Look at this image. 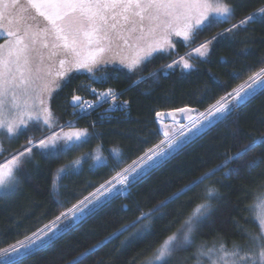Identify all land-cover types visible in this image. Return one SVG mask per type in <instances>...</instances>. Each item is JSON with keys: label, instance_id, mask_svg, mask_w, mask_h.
<instances>
[{"label": "snow or ice", "instance_id": "1", "mask_svg": "<svg viewBox=\"0 0 264 264\" xmlns=\"http://www.w3.org/2000/svg\"><path fill=\"white\" fill-rule=\"evenodd\" d=\"M245 6L246 0H0V38L4 39L0 43V156L9 152L3 140H18L28 132L41 133L39 136L29 135L25 144L0 161V199L16 193L22 177H25V165L32 161L35 151L45 159L57 160L79 151L91 142L94 135H102L93 134L87 128L74 127L73 120L59 123L51 107L54 94L71 85L73 74L87 75L91 82H106L107 76L97 73H102L110 65L136 70L156 54L170 55L175 52L177 39L190 46L196 43L205 29L229 23L230 27L163 65L166 69L179 66L182 70H191L194 67L189 62L192 55L208 58L212 43L218 37L246 29L251 23L264 22V4H261L238 23H231L238 10H243ZM154 74L150 72L149 76ZM87 88L98 99L95 102L86 101L73 90L67 103L75 115H88L98 104L109 100L113 107L108 110H116L114 106L117 104L120 107L129 105L126 100L118 101L121 93L112 88L99 91L91 83ZM258 90H264V67L248 76L231 92L220 96L204 111L185 106L174 109L172 113L156 112L158 119L165 115L172 117L171 126L163 125V139L124 167H120L125 163L122 150L119 147L110 148L109 156L114 158L110 178L99 183L94 191L71 207L59 212L42 229L0 248V264H21L24 258L52 246L62 234L75 231L116 199H132L134 190L142 187L157 169L165 166L188 144L221 122L230 119L235 122L237 109ZM193 112L197 114L193 116ZM174 113L183 114L182 118L187 123L177 127L179 122ZM258 146L264 147V135L253 136L248 144L229 154L231 148L237 147L233 143L220 153L224 157L220 163L201 172L147 211L135 202V211L139 215L73 256L67 264H84L106 241L118 239L130 228L135 231L121 241L122 247L137 241L147 243L144 250L124 264H137L144 251L150 254L139 264H187L191 257L195 258V264H204L205 260L208 264H264V192L258 194L260 202L256 207L259 211L252 221L258 222V232H251L239 221H233L236 230L247 236L246 245L233 242L229 247L222 238L213 239L211 244L208 241L196 244L205 226L214 223L211 219L214 209L210 201L219 197L218 190L205 185V181L213 183L212 177L222 169H227L223 173L225 177L239 173L242 166H246L251 174V170L261 163L260 158L253 157L244 165L239 162ZM89 158L93 161L90 171L108 166L102 144H97L89 152H81L79 157L55 170L52 191L58 193L60 181L64 177L78 175ZM234 163L237 166L229 168ZM259 175L264 176V173ZM199 185H205L203 191H194ZM259 186L264 188V181ZM245 191L251 192L247 188ZM181 197L186 199L181 201ZM177 202L193 204L194 207L191 210L179 207L173 213L169 210L170 206ZM56 203L62 206L59 200ZM121 209L133 210L130 205H122ZM193 245L196 249L191 257L177 255ZM94 264H105V261L97 259ZM107 264L115 262L110 260Z\"/></svg>", "mask_w": 264, "mask_h": 264}, {"label": "trees", "instance_id": "2", "mask_svg": "<svg viewBox=\"0 0 264 264\" xmlns=\"http://www.w3.org/2000/svg\"><path fill=\"white\" fill-rule=\"evenodd\" d=\"M261 4H264V0H246V6L243 10H238L231 23H238ZM230 26L229 23H222L207 28L196 43L186 46L181 41L172 54L154 56L136 70L127 72L120 67L102 70L99 74L106 75L107 81L98 83L96 87L112 88L115 92L121 93L120 96L130 104V109L124 112L114 115L103 113L102 109L106 106L103 104L88 115H75L67 103L73 90L90 102L97 101L98 97L88 91L87 84L90 80L87 75L74 74L71 85L56 94L52 109H55L59 123L64 124L73 120L74 127L87 128L93 134L102 135H94L90 143L61 159H45L38 151L34 152L32 161L25 165V177H22L16 193L0 199V248L23 240L25 236L42 229L59 212L65 211L83 196L94 191L99 183L109 179L110 169L114 166V158L109 156L108 152L110 148L119 147L122 150L125 163L120 167H124L163 139L162 122L158 121L156 112L185 106L204 111L220 96L231 92L248 76L264 67V22L251 23L246 29L218 37L212 43L208 58H197L195 54L192 55L189 62L194 67L191 70L185 71L179 66L172 69L163 67L173 59L190 52L191 48L200 42L210 39ZM2 39L0 38V41ZM150 72L155 74L149 76ZM141 77L144 79L141 80ZM237 112L235 122L230 119L219 123L174 155L165 166L157 169L142 187L134 190L132 199L125 197L116 199L109 207L100 210L94 218H89L75 231L62 234L52 246L36 251L24 258L21 264H67L73 256L103 240L122 224L139 215V212L135 211V202H139L142 210L147 211L201 172L220 163L224 159L220 153L225 148L236 143L237 147L231 148L229 153L231 154L237 151L238 147L248 144L253 136L264 135V90H258L255 96L237 109ZM67 130L66 127L65 131ZM29 135L39 136L41 133L28 132L27 135H22L20 141L22 145L26 143ZM97 144H102L103 153L108 157V166L90 171L89 166L93 161L89 158L83 163V170L78 175L64 177L60 181L59 192L54 193L51 183L55 170L79 157L81 152H89ZM253 157H259L261 163L251 170V174L246 166H242L239 173L225 177L223 173L227 169H222L212 177L213 183L205 181V185L218 190L219 197L210 201L214 209L211 218L214 223L205 226L203 233L197 238V245L201 241H208L211 244L213 239L218 238H222L229 247L233 242L246 245L248 238L236 230L234 220L239 221L240 225L251 232L259 231L258 222L252 221L257 218L258 194L264 192V188L259 186L260 182L264 181V176L259 175L264 173V147L254 148L239 163L244 165L245 161H250ZM236 166L234 163L229 165V168ZM205 185H199L194 191L202 192ZM245 188L251 192H246ZM185 199L186 197H181V201ZM57 200L62 206L57 205ZM199 202L201 201H197ZM122 205H130L133 210L124 211L121 209ZM179 207L191 210L194 205H182L177 202L170 206L169 210L174 213ZM134 231L135 229L130 228L118 239L106 241L94 255L84 261V264H94L101 258L105 264L110 260H114L115 264L129 261L144 250L147 243L137 241L122 247L121 241ZM195 249L196 245H193L192 248L177 255L181 258L191 257ZM149 254L148 251H144L143 255L139 256L137 264ZM117 256L119 259H116ZM187 264H195V258L188 259ZM204 264H208V261L205 260Z\"/></svg>", "mask_w": 264, "mask_h": 264}, {"label": "rangeland", "instance_id": "3", "mask_svg": "<svg viewBox=\"0 0 264 264\" xmlns=\"http://www.w3.org/2000/svg\"><path fill=\"white\" fill-rule=\"evenodd\" d=\"M4 42V39H2V41H0V43H3ZM176 44H177V46H178V44H181L182 42L179 40V39H177L176 41ZM161 54H163V53H160V54H156V55H154V56H161ZM108 67H110V68H118V67H120L121 69L123 68L122 66H119V65H110V66H108ZM108 69V68H107ZM106 69V70H107ZM124 70H126L127 72H129L130 70H128V69H126V68H123ZM97 75H100L99 73H97ZM73 76H74V74H73ZM90 80V79H89ZM90 83H91V86L92 87H95L97 90H99V91H103V90H106L107 88H105V89H102V88H98V87H96L97 86V84L98 83H102L101 81H99V80H97V81H95V82H91L90 81ZM88 85V84H87ZM58 93H60V91H58L57 93H55L54 94V96H53V99L51 100V107L53 106V108H54V101H55V97L57 96L56 94H58ZM120 96V95H119ZM118 96V97H119ZM86 101H89V100H86ZM90 102V101H89ZM108 102H110V100L108 101ZM108 102L107 103H104V102H101L100 104H98V105H103V104H105V105H107L108 104ZM97 105V106H98ZM54 111V113H55V115H56V111H55V109L53 110ZM197 113H195V112H193L192 113V115L193 116H195ZM179 123L176 125L177 127H179V124H184V123H187V121L186 120H183V122L182 121H178ZM165 124H167V125H169V126H171L172 125V123H167V122H162V124H161V126L163 127V125H165ZM171 130V129H170ZM21 137H22V135L18 138V140H14V141H8V140H3V145H4V147L5 148H7V149H9V152H11V151H15V150H18V148H20V146L22 145V143L20 142L21 141ZM0 139H2V138H0ZM9 152H5V154H4V156H0V161H2L5 157H7L8 155H9ZM260 202V201H259ZM259 204V203H258ZM256 209H257V213H258V211H259V208L258 207H256Z\"/></svg>", "mask_w": 264, "mask_h": 264}, {"label": "water", "instance_id": "4", "mask_svg": "<svg viewBox=\"0 0 264 264\" xmlns=\"http://www.w3.org/2000/svg\"><path fill=\"white\" fill-rule=\"evenodd\" d=\"M77 94V93H76ZM83 97V96H82ZM84 100H85V97H83ZM126 99H124L122 96H119L118 97V101H124ZM128 101V100H126ZM129 102V101H128ZM110 107H113V105L111 104V101L108 102V104L105 106V108L102 109V112L103 113H106V114H116V113H120V112H124V111H127L130 109V104L128 105V107H120L119 104L115 105L114 107L116 108V110H108L110 109ZM161 113H172L173 110H163V111H160ZM176 115V118L178 121H182L183 122V118H182V115L183 114H179V113H174ZM158 119V118H157ZM158 121L160 122H167V123H173L172 121V117L169 116V115H165L163 116L162 118H159Z\"/></svg>", "mask_w": 264, "mask_h": 264}, {"label": "bare ground", "instance_id": "5", "mask_svg": "<svg viewBox=\"0 0 264 264\" xmlns=\"http://www.w3.org/2000/svg\"><path fill=\"white\" fill-rule=\"evenodd\" d=\"M98 107H100V105L96 106L94 109H98ZM94 109H93V110H94ZM91 111H92V110H91Z\"/></svg>", "mask_w": 264, "mask_h": 264}, {"label": "built area", "instance_id": "6", "mask_svg": "<svg viewBox=\"0 0 264 264\" xmlns=\"http://www.w3.org/2000/svg\"><path fill=\"white\" fill-rule=\"evenodd\" d=\"M102 105V104H101Z\"/></svg>", "mask_w": 264, "mask_h": 264}]
</instances>
